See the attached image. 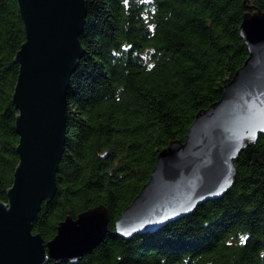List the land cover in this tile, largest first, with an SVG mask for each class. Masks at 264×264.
I'll list each match as a JSON object with an SVG mask.
<instances>
[{
    "label": "trees",
    "instance_id": "1",
    "mask_svg": "<svg viewBox=\"0 0 264 264\" xmlns=\"http://www.w3.org/2000/svg\"><path fill=\"white\" fill-rule=\"evenodd\" d=\"M85 1L84 54L67 92L57 191L41 204L32 233L47 243L67 216L103 205L108 233L74 264H264V134L239 154L235 182L222 197L130 239L114 229L158 153L185 139L195 115L220 99L243 65L248 53L238 29L245 13L264 12V0ZM24 41L17 0H0L4 202L18 162L11 96L18 75L13 59Z\"/></svg>",
    "mask_w": 264,
    "mask_h": 264
},
{
    "label": "water",
    "instance_id": "2",
    "mask_svg": "<svg viewBox=\"0 0 264 264\" xmlns=\"http://www.w3.org/2000/svg\"><path fill=\"white\" fill-rule=\"evenodd\" d=\"M25 41L13 62L18 157L6 201H0V264H74L108 233V212L98 205L67 216L47 243L31 224L57 191L66 143L67 92L84 54L80 37L85 0H17ZM239 36L248 56L218 101L200 110L183 141L162 149L148 181L114 223L130 239L190 215L234 184L239 154L264 134V12L243 15Z\"/></svg>",
    "mask_w": 264,
    "mask_h": 264
},
{
    "label": "snow or ice",
    "instance_id": "3",
    "mask_svg": "<svg viewBox=\"0 0 264 264\" xmlns=\"http://www.w3.org/2000/svg\"><path fill=\"white\" fill-rule=\"evenodd\" d=\"M247 237H242L241 238V243L243 244L246 241Z\"/></svg>",
    "mask_w": 264,
    "mask_h": 264
}]
</instances>
